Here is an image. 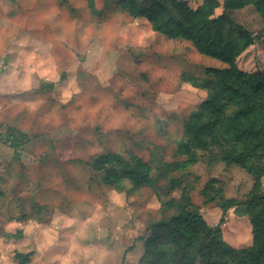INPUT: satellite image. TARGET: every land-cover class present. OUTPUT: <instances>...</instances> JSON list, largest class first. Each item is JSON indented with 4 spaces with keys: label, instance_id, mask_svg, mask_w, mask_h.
Listing matches in <instances>:
<instances>
[{
    "label": "rangeland",
    "instance_id": "obj_1",
    "mask_svg": "<svg viewBox=\"0 0 264 264\" xmlns=\"http://www.w3.org/2000/svg\"><path fill=\"white\" fill-rule=\"evenodd\" d=\"M119 4L0 0V264H17V252L31 253L28 264H139L148 225L210 208L211 188L244 201L253 186L184 129L207 97L189 78L226 65L155 35ZM231 16L264 37L252 7ZM261 49L235 66L256 71ZM106 154L141 159L152 185L107 184L93 165ZM205 215L208 224L216 213Z\"/></svg>",
    "mask_w": 264,
    "mask_h": 264
},
{
    "label": "trees",
    "instance_id": "obj_2",
    "mask_svg": "<svg viewBox=\"0 0 264 264\" xmlns=\"http://www.w3.org/2000/svg\"><path fill=\"white\" fill-rule=\"evenodd\" d=\"M119 6L131 18L144 19L153 32L170 41H185L199 54L226 65L206 68L204 78H189L207 97L199 111L189 115L184 129L194 144L219 148L226 165H237L254 176L244 201L211 188L209 202L221 210L214 227L200 212L185 207L148 225L138 238L144 246L139 264H264V71L243 72L235 66V59L255 43L264 51V38H257L231 16V12L252 7L264 25V0H204L196 9L182 0H120ZM218 8L221 13L216 15ZM10 143L16 148L14 140ZM178 149L191 152L183 143ZM93 165L99 171L105 169L107 184L152 185L149 166L136 156L124 160L99 155ZM240 211L249 219L252 244L235 249L223 240L221 227ZM14 258L17 264H28L31 253L17 252Z\"/></svg>",
    "mask_w": 264,
    "mask_h": 264
},
{
    "label": "crops",
    "instance_id": "obj_3",
    "mask_svg": "<svg viewBox=\"0 0 264 264\" xmlns=\"http://www.w3.org/2000/svg\"><path fill=\"white\" fill-rule=\"evenodd\" d=\"M182 1H185L187 3V5L191 9H196L197 7L201 6L203 4V2H204V0H182ZM190 1H191V3H190ZM218 1L220 3H222V0H218ZM220 13H221V8H218L216 10V15H219ZM137 20L145 21L144 19H137ZM146 23L147 22L145 21V24ZM153 33L155 35H158L155 32H153ZM161 38L167 39L164 36H162ZM260 53L261 54L259 56H264V51L262 49H261ZM255 66L257 67V70L264 71V59L258 60L257 63L255 64ZM261 181H262V185H263V188H264V176L262 177ZM209 210H211L212 212L216 213V215H213V216L210 217L209 222H208V225L210 227H214V226H216L218 224V221H219V218H220V215H221V210L218 207H213V206H211L210 208H207V209L203 208L201 210V215H202V217L204 219H206L205 212H208ZM231 222H232L233 227H234V228H231V229L232 230H236V231L229 232L227 230V228L230 226ZM221 229H222L223 240L228 245H230L231 247H233L235 249L249 247L252 244L251 225H250L249 219L247 217H244V218H236V217H234L232 220L229 219V220H227V222L224 225H222ZM226 230L229 233H226Z\"/></svg>",
    "mask_w": 264,
    "mask_h": 264
}]
</instances>
